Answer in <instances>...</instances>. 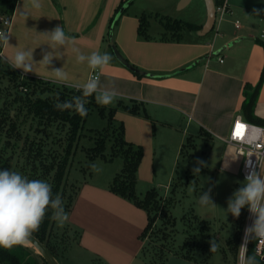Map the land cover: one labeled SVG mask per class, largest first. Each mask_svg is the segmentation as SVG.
I'll return each instance as SVG.
<instances>
[{
    "label": "crops",
    "instance_id": "1",
    "mask_svg": "<svg viewBox=\"0 0 264 264\" xmlns=\"http://www.w3.org/2000/svg\"><path fill=\"white\" fill-rule=\"evenodd\" d=\"M214 1L228 3L225 14L217 13L214 28L206 35H199L198 29L194 37L182 33L177 38L164 27L158 36L152 34L149 16L154 10L146 2L136 5L138 0H37L39 9L31 0H19L2 60L22 75L78 88L93 80L92 73L98 70L95 96L114 93L115 106L119 101L141 103L147 117L119 108L114 118L123 122L125 138L143 148L137 190L144 195L150 186L162 185L159 172L172 176L177 159L170 156L184 154L187 134H192L189 139L195 135L190 131L225 141L236 115L254 122L242 107L246 84L256 85L264 68V46L257 40L264 41V0ZM124 2L128 6L115 25L114 42L134 67L148 74L136 73L114 56L107 65L89 67L93 53H114L106 35L110 19ZM182 2L175 0L178 10L192 0ZM204 10L201 27L207 19L206 4ZM143 17L148 18L146 34L140 32ZM58 26L66 37L62 45L51 40ZM214 30V39H207ZM17 52H31L25 59L31 71L12 66ZM80 55L85 57L82 62ZM57 70L66 78H58ZM254 113L264 120V81ZM112 181L80 182L64 212L66 224L77 232L74 243L91 264H149L141 256L149 213L111 190Z\"/></svg>",
    "mask_w": 264,
    "mask_h": 264
},
{
    "label": "rangeland",
    "instance_id": "2",
    "mask_svg": "<svg viewBox=\"0 0 264 264\" xmlns=\"http://www.w3.org/2000/svg\"><path fill=\"white\" fill-rule=\"evenodd\" d=\"M141 2H146L149 8L154 10L149 16L150 32L157 36L160 30L163 31V27L171 36L172 28H178V21L196 24L204 21V5L206 3L204 4L203 0H192L191 4L183 10H178V5L175 6V0H138L136 5ZM147 21L148 18L146 17L144 26L148 25ZM166 24H168V28H165ZM115 25L113 24L109 35L108 33L106 35L109 43L111 35H114ZM179 32L189 34L191 37L196 36L195 32L186 26L184 29L181 28ZM214 34L215 30L206 38L213 40ZM111 55L119 61L115 53ZM10 68L0 58L2 100L4 98L13 99L17 90L22 88L18 85L20 82L13 77ZM35 84L36 87H34ZM32 85L31 96L33 99H37L39 96L56 97L61 93H66L70 97L74 96L76 100H86L83 105L84 108H87L91 99V96H84L82 91L76 90L80 89L78 87L72 90L69 86L65 87L61 84L40 82L39 80H35ZM112 106L115 104L89 106L91 107L90 114L81 131L82 135L72 160L70 172L64 181V192L60 195L59 211L62 208L63 212H66L70 208L81 181L89 180L98 183L112 181L114 176L124 168L123 156L119 155L120 153L113 155L116 147L119 148V146L114 144L112 133H110L111 140H108L105 148L103 147L105 156L100 152V148H102L100 138L106 132V127L112 117L110 113ZM74 107L76 108L75 105ZM101 108L104 110L102 115L100 114ZM15 113V110H12V114L15 115ZM25 114L26 112L21 113L18 118L19 121H22L20 128L24 135V139H20L18 142L19 146L16 145L17 149L19 147L18 152L22 151L24 147L26 133L31 136L38 135L36 129L39 125L38 119L34 118L33 115L25 116ZM112 127L113 129L117 128L119 132L118 122ZM44 129L45 132H49V129L52 131L48 137V145H51L50 142L52 141L54 148L63 152L68 142L69 127H64V125L56 122L52 128L46 129L44 127ZM190 132H195V135L194 138L189 139L192 134H187L184 154L180 155V152L178 157L170 156L171 160L177 159V169H174L172 176L169 178V172H159L162 185L157 186L156 189L159 191L160 205L157 211L152 212V216L154 215L156 218L144 235L141 256L149 264H166L168 255H173L172 253L175 252H190L197 260L206 262L205 264H240V248L247 221L248 207L246 205L240 209L239 217H234L227 209L229 200L234 199V194L245 186L246 179L241 170L244 158L237 153L234 145L220 138L201 134L199 130ZM0 144L2 145V142ZM119 150L117 151L120 152ZM175 151L176 149L173 151L174 154ZM166 152L169 153L171 150ZM110 156H114L113 160L104 158ZM15 160L16 157L13 158L14 162ZM13 161L12 163H14ZM197 161H203L204 166L200 167ZM196 167H200V171L194 173L193 169ZM18 173L21 174L19 171ZM24 177L31 180L29 172ZM46 180L43 179L45 182ZM141 186L143 185H140V190H144ZM151 188L155 187L150 186L149 189ZM205 195L216 207H207L198 203L199 199ZM76 239L77 232L74 229H71L66 223L63 227H59L55 221L49 243L56 248L60 262L62 264H91L90 259L78 250L74 243ZM239 239L238 254L236 255L235 246ZM27 245L38 252L34 245ZM213 247L216 248V251H212Z\"/></svg>",
    "mask_w": 264,
    "mask_h": 264
},
{
    "label": "trees",
    "instance_id": "3",
    "mask_svg": "<svg viewBox=\"0 0 264 264\" xmlns=\"http://www.w3.org/2000/svg\"><path fill=\"white\" fill-rule=\"evenodd\" d=\"M19 0H0L2 7L6 13H14L16 5ZM56 2V0H54ZM122 3L112 18L110 19V24L108 28V35L111 31L113 24H117L119 18L126 12L124 9L123 12H120L123 5ZM142 18V25L140 32L142 34H146L147 26H144V19ZM168 24H166L165 28ZM165 26V25H164ZM186 26L188 29L193 31L198 30L201 28V25L195 23H182L178 21V28L173 29V33L176 34L177 38L181 37L179 31L181 28L184 29ZM172 27V25H171ZM179 32V33H178ZM108 39V38H107ZM109 40V39H108ZM263 46L264 41L260 38L257 39ZM10 67V66H9ZM10 71L13 77L18 80L20 83L18 84L22 88L17 90V94L13 99H3V95L0 92V170H9L13 172H21V175H24L29 172L31 180L33 179H47L46 182L52 186V200H55L57 195H62L64 190V181L66 180L70 168L72 166V160L78 148L79 140L82 135V130L85 126L87 118L90 114L91 105L101 106V104L97 103L95 99V92L91 95V99L89 104L87 105V115L82 117L76 111L77 100L75 97H70L66 93H61L59 96L56 97H42L39 96L37 99H33L31 96L32 92V83L35 80H39L40 82L44 81L46 83H50V81H46L43 79L29 77L26 75H22L21 73L17 72L12 67ZM138 74H141L135 71ZM23 80H22V79ZM264 81V68L261 75L260 81L256 85L246 84L245 86V95L246 100L243 104V111L247 114L251 119L254 120L255 123L264 124V120H261L255 117V105L257 102V98L259 95L260 88ZM65 86V85H63ZM36 87V84L35 86ZM67 87V86H65ZM31 88V89H30ZM69 88V87H68ZM72 90H75V87H71ZM69 90V89H68ZM79 91H84V89H76ZM80 101V100H79ZM2 102V103H1ZM82 105L85 104L86 100L80 101ZM65 104L71 105V107H64ZM17 105V106H15ZM104 106H102L103 108ZM101 108L100 114L104 113V110ZM105 108V107H104ZM111 119L109 120V124L106 127V132L102 134L100 138V152L103 156H105L104 148L108 140H111V134L114 136V144L119 146L116 147L113 155H122L124 158V168L121 172L117 173L110 185L111 190L115 193L131 200L135 204L140 207L146 209L149 213V224L145 230L144 235L146 234L147 230L152 226L153 222L155 221V216H152V212L159 208V191L156 188H152L151 190L147 191L144 195H141L137 190V171L140 165V162L143 157V148L141 145L134 144L129 142L125 138L124 134V124L121 121H117L114 118L115 111L119 108H122L128 112L134 114H141L143 116H148L147 112L142 108L141 103L136 102L134 100L129 101V103H124L123 101H119L116 106L110 107ZM12 110H15V115L12 114ZM25 113V116L33 115L34 118L38 119V126L36 129L38 130L37 136H31L29 133H26L25 137V144L22 148V154H20L19 147L16 148V145L19 146V140L24 139L23 132L20 128V119L19 116L21 113ZM45 120V121H44ZM58 122L69 127L68 131V142L64 148L63 152L58 151L54 148L52 141L50 142L51 145H48L49 139L48 137L51 134L50 131L45 132L44 127L52 128L53 125ZM116 122L119 123V132L116 129H113V124ZM43 126V127H41ZM112 130V132H111ZM15 136V137H13ZM13 139V140H12ZM27 144V145H26ZM104 147V148H103ZM17 149V150H16ZM115 149V147H114ZM119 150L120 152H118ZM17 153V154H16ZM16 157L15 162L13 158ZM96 158V157H95ZM95 158H92L93 160ZM106 160H113L114 156L104 157ZM92 160V161H93ZM12 161L14 163H12ZM14 166L12 167V165ZM74 200V198H73ZM248 207V206H247ZM69 209V208H68ZM59 212V208L53 209L51 206L48 207L43 223L40 226L39 230L34 232L33 234L36 235L41 241H43L52 251L53 253L59 258L58 252L56 248H54L49 243V238L51 236L52 228L55 224V220L52 219L53 215ZM240 239L237 240L235 246V254H238V247H239ZM256 243L257 241L254 239V235L252 236L251 242L248 248L247 258L250 256L255 255L256 261L258 264H264V258H261L256 253ZM174 255L186 258L188 260L205 264L204 261H199L197 258L190 252L180 253L175 252L172 253ZM171 255V254H170ZM167 257L166 261H168L169 256ZM48 264L46 259L43 255L36 252L33 248L29 245L24 246H14L11 249H4L0 248V264Z\"/></svg>",
    "mask_w": 264,
    "mask_h": 264
},
{
    "label": "clouds",
    "instance_id": "4",
    "mask_svg": "<svg viewBox=\"0 0 264 264\" xmlns=\"http://www.w3.org/2000/svg\"><path fill=\"white\" fill-rule=\"evenodd\" d=\"M32 7L39 9L41 7L37 0H31ZM259 14V10H255ZM65 33L59 26L51 33V40L57 44H64ZM0 39L7 42L9 36L0 31ZM31 56V52H17L12 61L15 68H23L25 72L31 71V67L25 65V59ZM111 54L100 56L93 53L88 58L89 67L96 69L99 66L107 65L112 60ZM50 57L45 56L44 61H49ZM78 61L82 62L85 57L80 55ZM56 76L65 79L66 74L62 70L56 71ZM98 81L93 79L83 86V95L91 96L96 92ZM115 94L103 93L95 97L97 103L109 105L113 103ZM64 107H71L65 104ZM76 111L82 117L87 115V109L77 100ZM197 164L204 166L203 161H197ZM200 167L193 169V172H199ZM245 186L240 188L234 195L235 198L229 200L227 211L234 217H239L240 209L248 206L249 211L255 215L254 226L246 229L247 233H254V239L259 243H264V177L259 173L252 171L246 176ZM52 186L39 179L29 180L18 172L9 170H0V248L11 249L14 246H24L30 242L32 234L39 230L43 223L46 211L49 206L53 209L59 208L61 204L60 196L57 195L52 200ZM200 205L216 207L207 195L201 197L198 202ZM57 221L59 227H63L68 220V215L60 211L52 217ZM212 251H216L213 247ZM247 253V244H242L240 248V257L243 262ZM247 264H258L255 255L247 258Z\"/></svg>",
    "mask_w": 264,
    "mask_h": 264
},
{
    "label": "built area",
    "instance_id": "5",
    "mask_svg": "<svg viewBox=\"0 0 264 264\" xmlns=\"http://www.w3.org/2000/svg\"><path fill=\"white\" fill-rule=\"evenodd\" d=\"M227 4L228 3L225 1L224 3L216 5L217 13L225 14L228 11ZM13 15L14 13H6L0 2V31H3L7 35L12 27ZM236 25L237 27L240 26L239 21H237ZM261 36L264 38V29ZM5 44L6 42L0 39V58H4ZM220 61H223L222 57H220ZM97 74L98 70L92 73V79H95ZM238 126H240L239 129ZM224 140L234 145L237 153L243 156L244 160L241 170L245 178L252 171L264 177V124L249 121L238 114L233 119L228 137L224 138ZM255 219V215L252 214L248 208L242 241V244H247V253L243 262L240 257V264H247L248 248L254 233H247L246 229H250L254 226ZM256 253L261 258H264V243H256Z\"/></svg>",
    "mask_w": 264,
    "mask_h": 264
},
{
    "label": "water",
    "instance_id": "6",
    "mask_svg": "<svg viewBox=\"0 0 264 264\" xmlns=\"http://www.w3.org/2000/svg\"><path fill=\"white\" fill-rule=\"evenodd\" d=\"M189 0H183L182 4L187 3ZM206 3V8H207V19L206 22L204 23V25L201 27V29H199L197 31V33L199 35H206L207 33H209L215 25L216 22V17H217V9H216V3L214 0H205ZM128 4L125 3L121 9L120 12H123V10L125 8H127ZM110 45L113 49V52L115 53V55L117 56V58L119 59V61H121V63H123L124 65H126L127 67H129L130 69L137 71L139 73H143V74H148L145 71H142L136 67H134L125 57L124 55L120 52V50L118 49V47L116 46L115 42H114V38L113 35H111L110 37ZM30 243L32 245H34L38 252L44 256V258L46 259V261L48 262V264H61L59 258L53 253V251L43 242L41 241L36 235L32 234V237L30 238ZM166 264H200L191 260H188L186 258L177 256V255H170L168 261Z\"/></svg>",
    "mask_w": 264,
    "mask_h": 264
},
{
    "label": "snow or ice",
    "instance_id": "7",
    "mask_svg": "<svg viewBox=\"0 0 264 264\" xmlns=\"http://www.w3.org/2000/svg\"><path fill=\"white\" fill-rule=\"evenodd\" d=\"M240 128V126H238V129ZM239 134V133H238Z\"/></svg>",
    "mask_w": 264,
    "mask_h": 264
},
{
    "label": "bare ground",
    "instance_id": "8",
    "mask_svg": "<svg viewBox=\"0 0 264 264\" xmlns=\"http://www.w3.org/2000/svg\"><path fill=\"white\" fill-rule=\"evenodd\" d=\"M28 244H31L30 242Z\"/></svg>",
    "mask_w": 264,
    "mask_h": 264
}]
</instances>
